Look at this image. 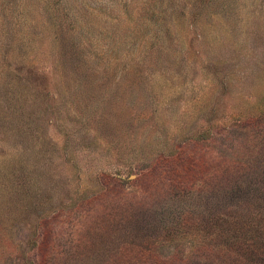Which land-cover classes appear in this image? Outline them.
<instances>
[{
  "label": "rangeland",
  "instance_id": "obj_1",
  "mask_svg": "<svg viewBox=\"0 0 264 264\" xmlns=\"http://www.w3.org/2000/svg\"><path fill=\"white\" fill-rule=\"evenodd\" d=\"M0 264H264V0H0Z\"/></svg>",
  "mask_w": 264,
  "mask_h": 264
}]
</instances>
